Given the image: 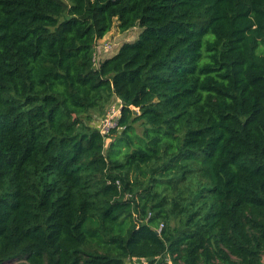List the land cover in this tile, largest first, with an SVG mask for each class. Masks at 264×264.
I'll use <instances>...</instances> for the list:
<instances>
[{
    "label": "trees",
    "instance_id": "obj_1",
    "mask_svg": "<svg viewBox=\"0 0 264 264\" xmlns=\"http://www.w3.org/2000/svg\"><path fill=\"white\" fill-rule=\"evenodd\" d=\"M263 256L264 0H0V264Z\"/></svg>",
    "mask_w": 264,
    "mask_h": 264
},
{
    "label": "rangeland",
    "instance_id": "obj_2",
    "mask_svg": "<svg viewBox=\"0 0 264 264\" xmlns=\"http://www.w3.org/2000/svg\"><path fill=\"white\" fill-rule=\"evenodd\" d=\"M140 32L141 30L136 27L125 33H121L118 31L116 26H114L113 29L107 35H105L104 38L98 40L96 43V50H95L96 55L94 58L96 62L95 65H98L104 59L116 54V52L123 43L135 41L138 38ZM105 44L111 47L110 50H105L103 48ZM137 129L138 132H140V128L138 127ZM106 141L107 143L109 142V140ZM144 263L145 262H136L135 264H144ZM6 264H16V262H9Z\"/></svg>",
    "mask_w": 264,
    "mask_h": 264
},
{
    "label": "built area",
    "instance_id": "obj_3",
    "mask_svg": "<svg viewBox=\"0 0 264 264\" xmlns=\"http://www.w3.org/2000/svg\"><path fill=\"white\" fill-rule=\"evenodd\" d=\"M105 50H110V46L105 44L103 46ZM95 50H96V45H95ZM96 53L94 52L93 55V62H95ZM120 111H121V103L120 101L112 103L106 110L104 117L99 119V130L102 135H108L110 130L112 129H117L120 131V128L118 127V119L120 117ZM117 185L119 184L118 182L116 183ZM162 228V225L159 227L157 230V233L160 232V229ZM264 260V256H263ZM144 264H148V262H145Z\"/></svg>",
    "mask_w": 264,
    "mask_h": 264
}]
</instances>
